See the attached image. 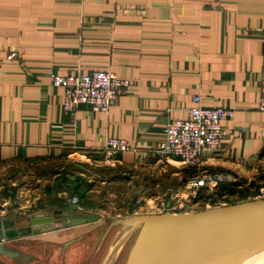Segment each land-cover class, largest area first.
Masks as SVG:
<instances>
[{
  "label": "crops",
  "instance_id": "crops-1",
  "mask_svg": "<svg viewBox=\"0 0 264 264\" xmlns=\"http://www.w3.org/2000/svg\"><path fill=\"white\" fill-rule=\"evenodd\" d=\"M94 70L131 84L108 112L86 104L65 111L64 88L52 75ZM263 87L264 0H0V165L76 156L93 162L104 157L109 137L133 146L118 163L157 165L154 149L167 122L186 117L200 94L205 105L235 109L224 122L233 135L219 153H206L203 169L264 183ZM51 210L59 219L66 211ZM92 223L17 242L71 264L63 244L92 236ZM0 264L15 262L0 255Z\"/></svg>",
  "mask_w": 264,
  "mask_h": 264
},
{
  "label": "rangeland",
  "instance_id": "rangeland-1",
  "mask_svg": "<svg viewBox=\"0 0 264 264\" xmlns=\"http://www.w3.org/2000/svg\"><path fill=\"white\" fill-rule=\"evenodd\" d=\"M155 157L156 161H151L159 162L156 154ZM177 162L180 164L170 160L160 161L157 165H134L120 164L118 161L106 163L104 157L88 162L76 156L2 164L0 218L41 210L52 211L51 209L59 208L61 204L68 205V198L77 195L81 200L83 213H97L103 219L86 226L92 229L88 233L93 237H85L67 247L65 255L69 254V259H75L71 264H125L141 228L135 227L132 234L122 242L118 254L107 261L113 245L120 239L118 237L122 220L135 215L160 214L168 210L196 211L230 204L245 200L246 196L254 195L256 190L246 179V186L243 188L238 187L234 192L229 191L230 188L221 191L219 183L244 178L227 176L210 167L209 170L203 169V166L187 167L180 160ZM77 184L81 186L83 195L76 191ZM248 185L251 187L245 190ZM168 202H171V209H167ZM77 247H80L78 252ZM37 253L39 254V250ZM45 254L44 251L40 252V256H44L43 259L40 257V264H54V259ZM17 259L26 264L22 257Z\"/></svg>",
  "mask_w": 264,
  "mask_h": 264
},
{
  "label": "water",
  "instance_id": "water-1",
  "mask_svg": "<svg viewBox=\"0 0 264 264\" xmlns=\"http://www.w3.org/2000/svg\"><path fill=\"white\" fill-rule=\"evenodd\" d=\"M73 209L79 206L66 209L60 219L54 211L0 218V255L15 264H24L20 257L26 264H39L40 257L23 250L17 240L100 218L97 213H73ZM122 221L141 228L127 264H240L264 246V197L196 211L135 215ZM80 239L66 241L63 252Z\"/></svg>",
  "mask_w": 264,
  "mask_h": 264
},
{
  "label": "built area",
  "instance_id": "built-area-1",
  "mask_svg": "<svg viewBox=\"0 0 264 264\" xmlns=\"http://www.w3.org/2000/svg\"><path fill=\"white\" fill-rule=\"evenodd\" d=\"M16 52L8 58L12 59ZM52 84L64 88L63 107L69 113H75L80 104H86L94 111L108 112L116 102L123 88L131 81L118 77L106 70H94L90 73L53 74ZM195 104L184 118L170 119L164 129V139L154 149L158 160L169 162L180 160L187 167L201 166L207 152L219 153L223 141L233 135V130L225 127V120L235 115V109L223 106L203 104L202 96L195 95ZM258 108L264 112V87ZM133 149L130 141L109 137L104 146L106 163L117 161L120 153ZM259 197H264V186ZM70 204L78 205L83 210L77 195L68 198Z\"/></svg>",
  "mask_w": 264,
  "mask_h": 264
},
{
  "label": "bare ground",
  "instance_id": "bare-ground-1",
  "mask_svg": "<svg viewBox=\"0 0 264 264\" xmlns=\"http://www.w3.org/2000/svg\"><path fill=\"white\" fill-rule=\"evenodd\" d=\"M174 161H178V160H174ZM121 226H122V229H121L119 237H118L120 239L117 241L116 244L113 245V247L111 249L110 257H109V259L107 261H109L112 256L114 257V256H116L118 254V252L120 251V249H121V247L123 245L122 242L123 241L125 242V240L129 237L130 234H132V231L135 228L134 226H131V225H129L126 222H124ZM128 258L129 257L127 256L125 264H127ZM241 263L242 264H264V246L262 248H260L259 250L253 252L247 259L243 260Z\"/></svg>",
  "mask_w": 264,
  "mask_h": 264
},
{
  "label": "trees",
  "instance_id": "trees-1",
  "mask_svg": "<svg viewBox=\"0 0 264 264\" xmlns=\"http://www.w3.org/2000/svg\"><path fill=\"white\" fill-rule=\"evenodd\" d=\"M260 178L261 179H264V174H261V177ZM245 183H246V180H244V179H237V180L232 181V182H225V183L222 182V183H219L218 187L220 188L221 191H225V190H228L230 188L229 191L234 192V191H236V189L238 187H242L243 188V186H246ZM250 184H251V186L254 185L256 187V190L254 192V195H248L244 199H247V198H250V197L251 198L259 197V195L261 194L260 193V189H261V187L264 186V183H260V182H257V181H252V182H250ZM250 187L248 185V187H246L244 189L245 190H249ZM76 191L79 192L80 195H83V193H82L83 190H82L81 186H79L78 184L76 186ZM80 204H81V200H80ZM70 207H72V206H70ZM61 208L62 209H68L69 206L68 205H64V204H61ZM91 239H93V238H91Z\"/></svg>",
  "mask_w": 264,
  "mask_h": 264
}]
</instances>
